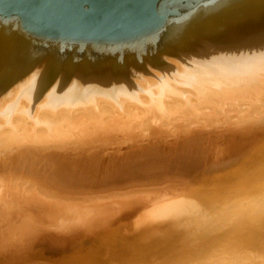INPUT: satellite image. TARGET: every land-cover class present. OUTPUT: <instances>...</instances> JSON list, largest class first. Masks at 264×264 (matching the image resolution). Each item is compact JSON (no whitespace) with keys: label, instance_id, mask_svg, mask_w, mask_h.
I'll return each instance as SVG.
<instances>
[{"label":"bare ground","instance_id":"obj_1","mask_svg":"<svg viewBox=\"0 0 264 264\" xmlns=\"http://www.w3.org/2000/svg\"><path fill=\"white\" fill-rule=\"evenodd\" d=\"M143 77L150 84L159 81L155 75ZM135 81L147 88L145 79ZM182 88L194 94H188L191 104L198 102L195 88ZM10 96L0 98V107ZM169 96L163 104L178 114L167 119L125 101L123 111L135 119L149 111L138 121L125 119L109 101L98 103L106 114L94 104L71 112L59 107L56 113L36 104L32 116L39 109V119L66 129L54 128L56 135L39 124L28 137L33 120L22 112L10 115L12 124L21 119L17 132L24 133L10 138L13 127H0V147L14 145L0 150V224L9 232L0 239L2 264H264V113L236 124L242 113L264 104V91L255 89L250 99L219 107L200 103L192 114L175 110L185 105L182 96ZM138 97L150 100L142 91ZM23 100L29 103L20 96ZM233 108L238 118L230 119ZM89 114L96 125L88 123ZM214 117L230 122L215 123ZM4 120L0 115V123ZM134 185L155 186L99 199ZM256 185L263 192L259 202L241 190ZM15 234L21 236L17 242L11 238ZM35 241L50 244L39 248Z\"/></svg>","mask_w":264,"mask_h":264},{"label":"water","instance_id":"obj_2","mask_svg":"<svg viewBox=\"0 0 264 264\" xmlns=\"http://www.w3.org/2000/svg\"><path fill=\"white\" fill-rule=\"evenodd\" d=\"M143 74L159 81L150 84ZM135 78L145 79L147 88ZM183 84L197 90L198 102L190 103L188 94H194ZM255 89L264 91V0H0V98L11 93L0 107L5 118L0 127H13L10 138L24 133L17 132L21 119L9 121L14 111L33 120L28 137L39 124L56 135L54 128L66 129L39 119L40 108L71 112L109 101L123 111L125 101H134L167 119L178 114L163 104L169 93L185 99L175 110L192 114L200 103L219 107L250 99ZM140 91L150 100H141ZM123 112L125 119L138 121L149 111L140 119ZM6 229L0 224L2 240ZM18 237L11 236L14 242ZM48 244L35 241L34 246ZM3 258L0 253V264Z\"/></svg>","mask_w":264,"mask_h":264},{"label":"rangeland","instance_id":"obj_3","mask_svg":"<svg viewBox=\"0 0 264 264\" xmlns=\"http://www.w3.org/2000/svg\"><path fill=\"white\" fill-rule=\"evenodd\" d=\"M262 104V103H261ZM260 105H257L256 107H257V111L255 112H253V110H249L248 112H245V113H242L243 114V117L242 118H238L237 117V113L236 112H239L238 111V109L236 110V109H234V111L232 112L233 114H230L231 116L229 117L230 119H233V118H235L234 116H236V118H238L237 120V123L236 124H239V123H241V122H243V121H246V122H248V121H254L255 120V118L256 119H258L259 118V114L262 112V113H264V104H262L261 105V107H259ZM232 109V110H233ZM231 110V111H232ZM236 110V111H235ZM122 112V111H121ZM258 112V113H257ZM234 113H235V115H234ZM261 113V114H262ZM222 115V114H221ZM228 116H229V114H228ZM256 116V117H255ZM253 117V118H252ZM200 118H203V116L202 117H200ZM205 118V117H204ZM226 118V116L224 117V119ZM245 118H246V120H245ZM252 118V119H251ZM213 119H215V121H213ZM212 119V121L213 122H215V123H218V121H226V123L227 122H230V120L229 121H227V120H222V119H216L215 117ZM243 119V120H242ZM254 119V120H253ZM225 122H223V124H226ZM219 124H222V123H219ZM136 125H138V124H136ZM216 125V124H215ZM222 127L221 126H218L217 127V129H221ZM141 140V142H144V141H146V140H143L142 141V139H140ZM136 141H138V140H136ZM140 142V141H139ZM2 143V142H1ZM4 145V146H3ZM8 146V147H7ZM4 147V148H3ZM6 147V148H5ZM12 148V147H14V145L13 144H7V143H3L2 144V146L0 147V150L1 149H9V148ZM16 180H18V179H16ZM155 185H149V186H138V185H134V186H131L130 188H127L126 190H121V191H115V192H109V194L108 193H106V194H104V195H101V198H99V199H101V200H108V199H111V198H113L115 195H117V194H119V193H117V192H120L122 195H124V196H128V195H130V194H134L135 192H137V191H140V190H142V189H147V188H152V187H154ZM257 186H259V185H256L255 187L254 186H250V187H247V188H245V189H241V190H243L244 192H245V198H247V199H249V200H252V201H254V202H259L258 200L260 199L259 197L261 196V194L263 193L261 190H259V189H257L258 187ZM135 188H137V189H135ZM9 191L11 190V189H8ZM136 190V191H135ZM133 191V192H132ZM32 192H34L35 193V190H33ZM125 192V193H124ZM130 192V193H129ZM113 193V194H112ZM115 193V194H114ZM111 194V195H110ZM137 194V193H136ZM247 195V196H246ZM32 196H34V195H32ZM103 196V197H102ZM35 198V200H37L36 198H39L38 196H34ZM227 198V197H226ZM230 198V197H229ZM135 209H137V210H141V208L140 207H137V208H135ZM144 210V209H143ZM222 231H227V230H223V228L221 229ZM206 238H210V242H212V247L214 246L215 248H217L218 247V242H216L215 241V239H214V237L213 236H211V235H208V236H205ZM216 240H218V239H216ZM210 246V245H209ZM205 247H206V245H205ZM202 249H204V246L202 247ZM198 250V249H197ZM204 252H206V250H203ZM245 258H244V257ZM247 254L246 253H243V254H241V258L242 259H246L247 257ZM256 256V255H255ZM258 257V256H257ZM249 264H253V263H249Z\"/></svg>","mask_w":264,"mask_h":264}]
</instances>
